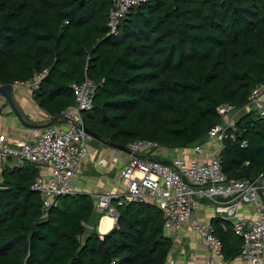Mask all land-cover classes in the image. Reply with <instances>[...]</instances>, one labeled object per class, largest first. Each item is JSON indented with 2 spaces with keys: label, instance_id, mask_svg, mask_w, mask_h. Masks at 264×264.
<instances>
[{
  "label": "trees",
  "instance_id": "obj_1",
  "mask_svg": "<svg viewBox=\"0 0 264 264\" xmlns=\"http://www.w3.org/2000/svg\"><path fill=\"white\" fill-rule=\"evenodd\" d=\"M112 0H0V85L46 71L33 92L53 117L75 105L73 84L96 86L84 125L106 142L139 139L175 150L206 142L243 111L219 161L229 179L264 177V118L247 109L264 85V0H147L110 34ZM32 164L6 168L0 183V264H166L173 247L155 203H114L118 220L87 228L90 196L57 199L44 211ZM226 263L243 241L232 222L211 220Z\"/></svg>",
  "mask_w": 264,
  "mask_h": 264
},
{
  "label": "built area",
  "instance_id": "obj_2",
  "mask_svg": "<svg viewBox=\"0 0 264 264\" xmlns=\"http://www.w3.org/2000/svg\"><path fill=\"white\" fill-rule=\"evenodd\" d=\"M147 0H112L109 15L110 34H116L118 28L136 5ZM35 75L26 82H16V88L30 86L33 92L45 76ZM75 105L62 112L60 117L70 120L69 127L60 129L55 126L32 129L31 139L20 140L9 144L0 136V156L10 159L14 166L29 163L37 169L48 168L50 176L36 178L33 190L40 194L44 211H48L58 198L75 194L74 178L83 160L88 155L87 144L91 140L85 132L82 114L92 110L95 84L87 77L82 83L73 84ZM248 107H252L260 117L264 118V85L257 86L250 98ZM235 109L222 106L218 112L223 122L214 126L208 138L216 140L218 147L208 161H200L197 155L204 152L202 146L193 149L190 158L175 157L169 164L157 159H135L120 171V178L127 182L126 190L121 194L104 192L95 198V208L100 215H110L118 219V212L113 205L119 206L135 202H152L159 208L164 217V228L180 229L190 224L192 229L206 243L210 257L205 264H223L222 244L216 235L215 228L194 218L197 203L193 201L209 200L216 205L217 213L222 219L232 222L233 230L242 238L243 245L240 258L250 264H264V177L253 180L229 179L223 173L219 153L228 138H234L230 129L231 121H227L229 113ZM132 153L137 155L158 152L159 144L152 140L139 139L128 145ZM249 205L253 208V218H244L240 207ZM196 262V256H189Z\"/></svg>",
  "mask_w": 264,
  "mask_h": 264
},
{
  "label": "crops",
  "instance_id": "obj_3",
  "mask_svg": "<svg viewBox=\"0 0 264 264\" xmlns=\"http://www.w3.org/2000/svg\"><path fill=\"white\" fill-rule=\"evenodd\" d=\"M13 98L17 110L21 113L23 120L27 123L46 127L58 118L53 126L65 129L70 125V122H67L64 117H53L42 109L35 101L33 90L30 86L15 87ZM250 108L253 109L252 107H247L248 110ZM242 112L236 110V112L232 114L233 117L227 116V121H231L233 123L232 126H235V123L240 118ZM32 129L34 128L26 127L23 124L22 120L17 116L15 110L7 102L5 97L0 95V136L4 137L9 144H14L20 140L31 139ZM91 142L89 143L90 151L88 150V155L76 172L73 182L75 185V194L90 196L93 199L94 204L97 195L107 191L114 194H121L126 190L127 182L121 180L120 171L135 159L149 158L170 163L178 156H184V158L192 157V155H194L193 149L195 147L191 146L175 150L161 149L158 152L136 156L132 153L122 152L118 149L105 146L95 140H92ZM201 146L203 147L204 152L199 156L197 155V158L202 162L208 161L218 147V142L207 138L206 142L201 144ZM11 167H14L12 160H3L0 156V183L2 182L1 174L3 171L6 168ZM36 170L38 173L37 178H47L50 176V170L48 168H36ZM193 201L197 203V209L194 212V218L196 220L202 223L211 224V220L219 216L216 205L211 201L199 200L196 197L193 198ZM115 202L117 201H114L113 205ZM240 214L244 218H253V208L249 205H243L240 207ZM104 218L112 220V225L107 232H101ZM117 220L110 215L104 216L98 214L94 205V214L87 228L93 229L94 227H97L98 232L101 235H105L113 229ZM167 235L171 238L173 247L169 253L166 264H205V261L210 257L206 243L192 229L190 224H185L180 229L168 230ZM191 254L196 256V262H191L189 260ZM223 264L250 263L245 262L239 256L230 263H226L224 260Z\"/></svg>",
  "mask_w": 264,
  "mask_h": 264
},
{
  "label": "water",
  "instance_id": "obj_4",
  "mask_svg": "<svg viewBox=\"0 0 264 264\" xmlns=\"http://www.w3.org/2000/svg\"><path fill=\"white\" fill-rule=\"evenodd\" d=\"M15 92V86L13 84H6V85H0V95L5 97V99L7 100V102L11 105V107L15 110V113L17 114V116L20 118V120H22L23 124L26 127H30V128H34V129H38V128H43L41 126H36L35 124H31V123H27L23 120L21 113L17 110L16 106H15V102H14V95ZM58 118H56L54 121H52L51 124H49V126H53L55 121H57ZM65 120L67 122H70V120H68L67 118H65ZM85 132L90 136L91 139L100 142L101 144L105 145V146H109L111 148H115L118 149L122 152H126V153H132L131 150L129 149L128 146H123L121 144H117L114 142H106L103 141L98 134H96L95 132L91 131L90 129H88L87 127L84 128ZM134 154V153H132ZM137 156V154H134ZM164 163H168V162H164ZM169 164V163H168Z\"/></svg>",
  "mask_w": 264,
  "mask_h": 264
},
{
  "label": "bare ground",
  "instance_id": "obj_5",
  "mask_svg": "<svg viewBox=\"0 0 264 264\" xmlns=\"http://www.w3.org/2000/svg\"><path fill=\"white\" fill-rule=\"evenodd\" d=\"M111 225H112V220L108 218H104L103 225L101 227V232H107Z\"/></svg>",
  "mask_w": 264,
  "mask_h": 264
},
{
  "label": "rangeland",
  "instance_id": "obj_6",
  "mask_svg": "<svg viewBox=\"0 0 264 264\" xmlns=\"http://www.w3.org/2000/svg\"><path fill=\"white\" fill-rule=\"evenodd\" d=\"M235 112H236V110H234L233 112L229 113L228 116L233 117L232 114H234ZM92 140H93V139H91L90 141H88V144H87V150H89V151H90L89 143H90ZM91 143H92V142H91Z\"/></svg>",
  "mask_w": 264,
  "mask_h": 264
}]
</instances>
